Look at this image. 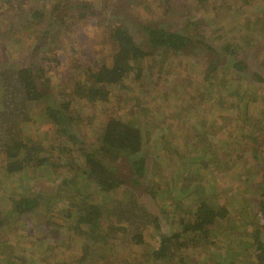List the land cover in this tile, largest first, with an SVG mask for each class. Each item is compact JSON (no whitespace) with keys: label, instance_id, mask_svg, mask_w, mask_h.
Here are the masks:
<instances>
[{"label":"rangeland","instance_id":"obj_1","mask_svg":"<svg viewBox=\"0 0 264 264\" xmlns=\"http://www.w3.org/2000/svg\"><path fill=\"white\" fill-rule=\"evenodd\" d=\"M53 4H59L60 10L27 24L34 10L44 9L50 13ZM80 4L90 7L87 10L90 15L82 20L75 15ZM61 9L63 15H67L64 18ZM190 13L206 20L210 26L202 33L201 27L185 33V36L191 35L188 49L181 53L164 52L157 59L143 60L134 70L140 73L138 79L131 73L120 85L111 88L107 100L89 99L91 87L85 71L108 65L113 49L103 30L97 27V20L102 19L103 23L106 19H116L139 42L138 23L179 31ZM61 18L65 27L56 23ZM263 36L264 0H112L109 5L106 0H0V64L8 60L11 65L34 68L35 76H40L38 85L48 104L60 110L67 107L63 112L67 123L64 128L68 135H73L74 143L64 136H55L52 122L36 110H32V115L29 113L30 117L24 113L17 115V119L28 122L20 125L15 134L7 132L10 121L5 119L8 110L3 109L1 94L0 138L15 137L26 147L42 144L45 152L52 154L54 159L59 154V147L67 146V156L77 157L80 149L96 153L109 119L131 120L139 127L137 123L141 124L142 156L147 162V176L138 184L130 181L128 167L120 163L119 175L124 182L111 196L115 200L111 203L110 196H102L89 188L93 185H84L82 177L78 180L81 186L78 182L74 189L60 187L63 175L69 173L62 169L51 174L28 169L20 175L3 177L5 162L0 154V220L6 223L0 227V264H77L86 247L88 255L83 264H162L154 253L161 237L181 231L183 227L178 223L187 210L201 198L209 197H217L214 200L218 203L232 200V215L224 225L213 226L210 237L213 241L220 240L221 234L226 235V244L230 245L241 234L239 228L242 229L244 224L239 225L237 218L241 215L237 212L240 201L234 195L231 199L221 192L223 187L227 189L228 185L234 184L226 175H235L231 173L235 155L240 156L245 165L253 161L259 167L261 162L253 158H261V152L264 153V83L255 84L250 77L256 72L264 77ZM210 38L213 46L224 42L225 45L234 43L233 50L238 48V53L228 58L231 61L228 64L218 58L215 62L217 72L213 75L207 72V60L201 56L202 49L198 44L211 42ZM46 42L48 45L44 47ZM236 58L247 65L246 71H235L232 64ZM174 85L184 89L179 98H174ZM242 92H246V97L242 98ZM166 94L167 97H163ZM81 97L85 99L81 100ZM19 104L13 99L11 107ZM178 106L181 112L196 111L190 116L184 113L181 116ZM255 130L262 132L254 134ZM252 134L254 140L258 137L257 142H261L258 153L250 139ZM54 143L58 151L51 148ZM199 148L210 160V171H216L213 182L217 189L211 180L201 182V171L192 178L194 167H188L191 173L184 183L179 182L176 174L175 179L170 177L179 158L185 159L182 167H187V157L202 156ZM56 162L62 164L60 160ZM73 166L75 169L68 176H73L79 162ZM197 166L201 167V163ZM238 167L241 170L243 166L238 164ZM208 173L205 171L202 176ZM40 190L50 195L52 201L43 197L44 202L32 214L15 215L18 212H14L15 208L11 212L14 200L32 194L42 196ZM67 190H75V195ZM229 192L234 193L235 186ZM131 200L136 207L123 216L110 209L113 204L130 203ZM98 202L110 206L113 215L105 213L100 227L78 226L76 216L84 212L77 213V209L83 210V203L90 208ZM69 204H72V214ZM163 212H166V218ZM153 217L158 221V232L150 223ZM121 226L127 230H121ZM108 228L112 231L108 232ZM255 229L264 237L260 225ZM86 230L89 233H85ZM136 237L143 241L137 244ZM219 245L225 246V240ZM196 253L199 251L191 256ZM170 264L178 263L171 261Z\"/></svg>","mask_w":264,"mask_h":264},{"label":"trees","instance_id":"obj_2","mask_svg":"<svg viewBox=\"0 0 264 264\" xmlns=\"http://www.w3.org/2000/svg\"><path fill=\"white\" fill-rule=\"evenodd\" d=\"M111 1L112 0H106L108 5ZM156 1L160 0H154V2ZM202 8L203 6L201 7V11H203ZM76 9L75 11L77 13L75 15L78 20H82L90 15L87 13V10L90 9L87 5H77ZM59 10V4H53L52 8L49 10L50 13H47L44 9L42 11L34 10L28 17L27 24L28 22L32 24L40 21ZM192 13L189 14V18L179 31L162 28L161 26L158 27L150 23H138L137 31L141 37L139 42H136L129 29L123 26L122 23L117 22L116 19H106L104 20L105 24L104 22L102 23V19L97 20V27L103 30L108 39V43L113 45V49L111 50V61L108 65H102L100 68L94 70L89 68L85 71L87 74L86 78L89 80L91 87L89 99L98 98L101 101L107 100L110 96L111 88L120 85L131 73L138 79L140 73H135L134 70L138 68L137 65L143 60L146 61L148 58L157 59V57L164 52L181 53L183 50L188 49L191 35L185 36V33H190L198 27H201L200 30L202 33L210 26L206 20H200L201 18L194 16ZM61 15L63 18L67 16L66 14L63 15L62 9ZM63 18L56 21L57 24L62 23L61 27H65ZM262 42L264 44V41ZM212 43V41H201L198 43L202 49L201 56L207 60V72L210 75L217 72V63L215 62H217L218 58L222 59L221 62L228 64L231 62L228 58H232L238 53V48L232 49L234 43L225 45L224 42H221L219 46H213ZM254 43H256V40ZM47 45L46 42L44 47H47ZM235 46L238 47L237 44H235ZM236 60L237 61L232 64L235 71H246L247 65L240 58H236ZM233 61H235V59ZM214 77H216V75ZM250 77L251 82L253 81L255 84L263 85L264 77L260 73H253ZM38 82H40V76H38V74L35 76L33 67L22 68L19 64L11 65L8 60L0 64V94L1 97H3V109L10 111L4 114L5 119L10 121L8 123L7 132L15 134L16 129L18 131L20 125L24 124V122H28V120L17 119V115L24 113L26 117H30L29 113L32 115V110H36L41 116H46L48 120L52 122L55 136H64L67 141L72 143V140H74L73 135H68L64 128V124L67 123L65 122L63 112L67 107L62 110L51 107L48 104L45 93L39 87ZM173 90L175 92L174 98H179L181 97V91L184 89L183 87L174 85ZM163 97H167V94ZM244 97H246V92L242 95V98ZM251 97L252 96L249 98ZM13 99L20 102L15 108L11 107ZM82 99H85V97H81V100ZM179 107L180 106H178L177 110L180 112L181 116H183V113L190 116L196 111V109H192L191 111L189 109L190 112L185 113V111L181 112ZM130 121L124 122L113 118L109 119L104 126L102 136H100V145L96 153L80 149L77 157L74 155L67 156L69 153L67 146H60L59 154L56 159H54L52 154L45 152L42 144L26 147L21 142H18V140H15V137H1L0 154L5 162L3 177L7 178L20 175L28 169L34 170L37 173L43 170L51 174L53 171L59 169L71 173L75 169L73 166L75 162H79V168H76L72 177L68 176L69 173L63 175L60 181V187L67 189L71 186V189H74L77 187L78 182L81 186L78 180L82 177L85 182L84 185H93L89 188H94L97 193L102 196L108 195L111 197L122 187L124 182L119 175L121 169V167H119L120 163L128 167V173L131 175L130 181L133 183L138 184L147 176V162L142 156V127L141 124L137 123L140 125L139 127ZM203 121L205 124L208 123L204 118ZM248 121L250 123L253 122L252 120ZM259 132H262V130H255L253 133L256 134ZM262 133H264V131ZM250 139L253 141L252 145L254 150L257 153L260 152L261 150L257 148L261 143L257 142L258 137H255L254 140L252 134ZM55 144L56 143L51 145V148H54V150L57 149ZM204 149H207V147H204ZM199 151L202 156L199 154L198 157H187L186 161L189 163L187 167H182V163L185 159L179 158L175 162L177 164L172 170L170 177L175 179L174 175L176 174L179 182L184 183L190 176L189 174L191 171L189 172V168L194 167L192 178H196L201 171V182L203 180H211L213 183L212 185L217 189V184L213 182L216 171H210V160L207 158V154L204 153L201 148H199ZM260 156L261 158H253V160L258 159L261 162V165L256 167L253 161H251L252 164L247 163L245 165V163H242V158L235 155L231 165L234 170L231 173H235V175H226L227 179L234 181V184H232V187L228 185L229 187L227 189L223 187L221 190L222 194H228L231 199L234 195L235 199L240 201L237 212L241 215H237V218L240 219L238 222L239 225L244 224L242 229L239 228L242 231L241 234L233 240V242L231 241L230 245L226 244L228 238L223 234L219 237L220 240H215L213 238L214 240L212 241L210 239L212 235L211 228L227 223L230 214L232 215L233 213L231 206L232 200L218 203L214 200L217 199V197H214V199L211 197L201 198V201L198 202V200V203L190 207L180 219L178 225L183 227L181 231L174 233L170 237H161L160 245L154 253H157L162 264H170L171 261L178 264H264V237H262V232H257L255 229L258 225L264 229V153L261 152ZM56 160L62 161V164L56 162ZM196 163H201V167H198ZM238 164H242L243 167L241 170ZM205 171L210 173L202 176V173ZM187 185L188 184H186V186ZM234 186L235 192H229L230 188ZM211 187L213 189V186ZM40 191L42 196L32 194L27 197L21 196L17 201L14 200L12 206L10 204L11 212H13L15 208L14 212L18 211L15 215L32 214L35 208L42 204L41 202H44L43 197H45V199L49 198V201L51 200L50 195L44 193L42 190ZM73 191L75 190H67V193L71 192L70 194H72ZM50 194L54 195V192ZM73 194L75 195V193ZM56 197H58V195H56ZM113 199L114 198L111 197L109 201L112 203L115 201ZM50 204L52 205L51 202ZM70 207H72V204H69V212L72 214ZM83 207V210L77 209V213L84 212V214L76 216L78 218L76 221L78 226L89 227V225H91V227H100L102 217H104L105 213L110 212V209H115L118 215L123 216L128 210H133L136 204L134 200H131L130 203L122 201L118 204H113L112 208L109 206L110 209L105 202H98L97 206L91 205L90 208L89 205L87 206L86 203H83ZM109 214L113 215L111 212ZM163 214L166 218V212H163ZM68 217H70V215H68ZM152 219L150 223L154 225L155 230L158 232L159 229L156 225L158 221L155 217ZM1 221L2 220H0V227L6 226V223H2ZM246 226L251 227V229H245ZM120 229L127 230V228L123 226H121ZM111 231L112 230L108 228V232ZM215 231L218 232L220 230L216 229ZM85 233H89V230H86ZM134 239L137 244L143 241V239L138 240V237ZM223 239L225 240V246H220L219 243ZM94 243H97V240H95ZM197 250L199 253L191 256V254ZM87 251L88 247L80 254L81 256L78 258L77 264H83V261L88 255ZM91 256L95 257L94 254Z\"/></svg>","mask_w":264,"mask_h":264}]
</instances>
